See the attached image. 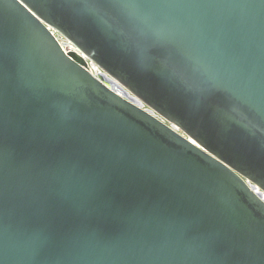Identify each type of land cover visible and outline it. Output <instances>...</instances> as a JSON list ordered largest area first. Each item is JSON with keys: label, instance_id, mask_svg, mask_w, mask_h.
I'll use <instances>...</instances> for the list:
<instances>
[{"label": "water", "instance_id": "1", "mask_svg": "<svg viewBox=\"0 0 264 264\" xmlns=\"http://www.w3.org/2000/svg\"><path fill=\"white\" fill-rule=\"evenodd\" d=\"M0 264H264V0H0Z\"/></svg>", "mask_w": 264, "mask_h": 264}, {"label": "built area", "instance_id": "2", "mask_svg": "<svg viewBox=\"0 0 264 264\" xmlns=\"http://www.w3.org/2000/svg\"><path fill=\"white\" fill-rule=\"evenodd\" d=\"M53 34L56 36V38L58 39L59 43L62 44L64 49H73V47L71 46V44L65 39V38H60L58 33L55 31H52ZM84 57V56H83ZM84 59L87 61V64L89 65V68L91 70V72L94 75H97L98 73H100V70L92 63L90 62L87 58L84 57ZM182 133V132H181Z\"/></svg>", "mask_w": 264, "mask_h": 264}]
</instances>
